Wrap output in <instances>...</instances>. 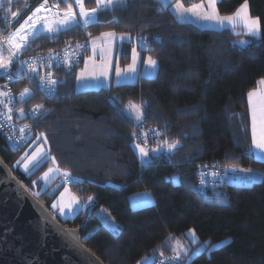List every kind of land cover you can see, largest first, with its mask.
<instances>
[{
	"label": "trees",
	"instance_id": "1",
	"mask_svg": "<svg viewBox=\"0 0 264 264\" xmlns=\"http://www.w3.org/2000/svg\"><path fill=\"white\" fill-rule=\"evenodd\" d=\"M200 1L180 0L186 7ZM244 2L217 0L216 7L229 16ZM247 2L250 15L259 18L261 35L247 36L244 45L237 41L243 34L230 28L179 21L170 4L160 0H125L100 8L92 23L28 40L24 54L88 42L106 31L129 33L148 43L138 47L158 64L155 76H139L132 83L77 91L76 76L89 50L75 64L51 70L57 81L53 94L39 89L36 74L27 79L14 63L9 67L16 94L27 86L32 90L20 105L43 108L23 119L31 126L23 149L9 148L0 133V155L49 207L54 195L41 188L40 175L53 163L70 174L72 190L89 203L62 222L81 224L93 206L81 236L107 264H138L152 253H173V239L186 237L190 229L208 245L229 239L211 253L192 256V264H264V160L251 149L247 101L248 92L264 79V0ZM84 6L96 8V0H84ZM22 9L12 24L25 13ZM12 24L0 18V33ZM132 47L133 42L120 47V66L130 62ZM133 104L140 107V119L127 112ZM37 138L46 149L41 163L23 170V153ZM134 140L164 150L142 163ZM172 143L176 147L165 150ZM211 165L259 175L247 184L230 179L202 192L198 174ZM142 191L151 192L154 202L132 207L130 195ZM101 208L116 222L114 229L103 222Z\"/></svg>",
	"mask_w": 264,
	"mask_h": 264
},
{
	"label": "water",
	"instance_id": "2",
	"mask_svg": "<svg viewBox=\"0 0 264 264\" xmlns=\"http://www.w3.org/2000/svg\"><path fill=\"white\" fill-rule=\"evenodd\" d=\"M92 212L65 225L0 155V264H107L82 240Z\"/></svg>",
	"mask_w": 264,
	"mask_h": 264
},
{
	"label": "built area",
	"instance_id": "3",
	"mask_svg": "<svg viewBox=\"0 0 264 264\" xmlns=\"http://www.w3.org/2000/svg\"><path fill=\"white\" fill-rule=\"evenodd\" d=\"M22 4L23 8H26L25 15L22 16L18 21L13 23L7 31L0 33V54L4 48L7 59L10 55L8 38L15 32L19 26L24 23L28 16L32 14L36 7L44 3V0H0V18L6 20V13L9 12L13 5ZM59 4V0H47L45 5V12L39 13L40 17L49 14H58V9L54 5ZM30 27L26 26L25 30L20 33V36L16 37L17 42L23 43V48L16 52L13 57L14 65L20 71L21 77H26L30 79L31 75H37V85L39 89L45 94H53L57 87V81L52 75V69L59 66H71L75 64L81 54L84 51L89 50V43L87 41H77L75 43H70L65 47L58 50L51 51H38L33 54H24L27 49V41H21L20 37L26 35ZM140 46H147L145 40H140L138 42ZM29 66L35 68V72L29 70ZM3 80H0V92H10V96H0V133L4 138L7 146L13 150H21L27 146L29 138L31 136V126L29 122L24 121L25 117L34 118L36 117L40 109L37 110V106L23 108L18 107L22 104L19 93H14V81L16 78L11 74L4 76ZM41 77H45L48 80H54L56 83L52 84H42ZM11 99V103L9 100ZM11 108L12 111L9 112L8 109ZM23 110V115L21 111ZM11 116V119L8 117ZM23 129V131H21ZM229 169L220 168L215 166H207L202 169L198 174L197 186L202 192L208 190H213L218 186L226 183L230 180ZM65 184H70L71 179L67 176L62 178ZM203 181V183H202ZM175 253H152L150 258L153 264H188L185 258L180 260L172 259Z\"/></svg>",
	"mask_w": 264,
	"mask_h": 264
},
{
	"label": "snow or ice",
	"instance_id": "4",
	"mask_svg": "<svg viewBox=\"0 0 264 264\" xmlns=\"http://www.w3.org/2000/svg\"><path fill=\"white\" fill-rule=\"evenodd\" d=\"M10 2V0H9ZM61 3L65 4L64 8V14L63 18L59 21H57L58 27L52 28L47 27L48 32L53 31H59L60 28H64L65 30L69 29L70 27L74 25H78L77 21V14L73 10V2L79 7V16L83 17V24L87 25L89 23H92L96 20V13L99 7H112L117 3H125V0H96L97 8H93L91 10H88L84 6V0H73V2H70V0H60ZM215 3L216 0H209V7L212 8L211 14H205L201 18L203 19H209V20H215L218 24L223 25L225 22L230 24L233 28H235L238 24H242L243 27L247 30V34L251 37H256L261 35V28H260V21L259 18H253L249 14L248 10V3L247 0H245V3L241 5L237 11L231 15V16H220L218 13V10L215 9ZM47 4V0H44V3L40 4L38 7L35 8V10L32 12L30 16L27 17V19L22 23L19 28L15 30V32L8 38V44H9V50L10 55L7 59L3 57L2 54H0V69L7 70L13 62V57L15 56L16 52L21 50L23 48V43L17 42L16 37L20 36V33L25 30L26 26L31 27L32 31L30 33H27L24 36L20 37L21 41H26L28 36H35L38 35L36 30L37 23L40 22L42 17L38 15V13L41 12L42 9H45V5ZM59 10V4L54 5ZM177 9L180 11V14L183 15L186 12H192L195 15H200V13L196 12L195 10L199 7H202V5H193L191 8H184L183 4L178 0ZM11 15L13 17H16L18 15L17 12H12ZM104 35L112 36L113 33H106ZM240 43H245V41H241ZM148 63L151 65H155L156 61L152 60L151 57L148 59ZM29 70L31 72H35V68H32L29 66ZM134 70L133 66H129V71ZM117 75H120L119 70H117ZM42 84H52L54 85L56 81L54 80H48L45 77H41ZM258 84L264 85V79H261L258 81ZM31 95V91L28 88H25L21 93V98H24L26 96ZM0 96H10V92H0ZM255 98V99H254ZM9 103H11V99L9 100ZM248 104L251 111V118H252V146L259 150L260 153L264 154V92L253 90L248 93ZM136 108L137 111V119L141 118L139 108L137 106H132ZM42 105H37V110L42 109ZM9 112L12 111L11 108L8 109ZM21 115H23V110L21 109ZM8 119H11V116L8 117ZM23 131V129H21ZM178 143V142H176ZM176 143L168 144L169 150L174 149L176 147ZM139 147V145H137ZM141 154L143 156H147L148 153L141 148L140 149ZM155 151V149H153ZM41 156V153L37 151L36 153H33L31 157L28 158V163L33 164V167L38 166L41 163V160L38 159V157ZM54 159V158H53ZM28 164H25V169L27 170ZM54 170L52 168H49L48 172L44 173V179L47 181L50 177L49 174L52 173ZM56 171H59L56 169ZM241 171H251V169H244ZM65 176H69V173H64ZM203 183V181H202ZM39 195V193H36ZM63 196V193L61 194ZM89 200L92 199V197H88ZM73 202H75V197H73ZM57 205L53 204V208H56ZM61 213H63V207H61ZM189 235L193 238V242L196 241L195 231L190 229ZM207 243V242H206ZM217 247V245H210L209 247L205 248L204 245H201L200 249H197V252H200L201 250L208 251L211 253L213 248ZM175 255L172 257V259L180 260L181 259V253H184V255H187L188 249L185 248L180 241H177V247L173 249ZM163 255V253H161ZM189 264H192V258L188 257ZM139 264V262H138Z\"/></svg>",
	"mask_w": 264,
	"mask_h": 264
},
{
	"label": "rangeland",
	"instance_id": "5",
	"mask_svg": "<svg viewBox=\"0 0 264 264\" xmlns=\"http://www.w3.org/2000/svg\"><path fill=\"white\" fill-rule=\"evenodd\" d=\"M196 5H202V7H199V8H197L195 10L196 12L200 13V15H195L192 12H186L183 15H181L180 14V11L179 10H176V14H177L178 20L179 21H184V20H189L190 21V20H192V18H194V19H196L197 21L201 22L202 24H204L206 26H212V28H220V29L231 26L227 22H225L223 25H221V24H218L215 20H209V19H203V18H201L203 15H205V14H211V12H212V8L209 7V0H204L202 2L200 1V4L198 2V4H196ZM22 8H23L22 7V4H20V3L19 4H16V6L14 5L12 7L13 12H17L18 14L21 11H22L21 13L24 12V9H22ZM248 8H249V6H248ZM11 10L9 12H4V13H6L5 15L7 17L6 19H7V23L8 24H12V22L14 21L13 19H16L18 17V15L16 17H13L11 15V13H12ZM44 12H45V10L42 9L41 10V13H44ZM63 14H64V11L61 12L59 15H50V16L42 19L37 24V26H36V30H37L38 35L41 34V33H43V34H53V33L58 32V31L48 32L46 29H47V27H52V28L58 27L57 21H59V20H61L63 18ZM24 15H25V13L22 14V16H24ZM229 16H231V15H229ZM251 17L256 18L254 16H251ZM77 21L79 22L78 16H77ZM195 24H197V23H195ZM197 25L200 26L199 24H197ZM63 29L64 28H62V27L60 28V30H63ZM31 31H32V29L30 28V30L27 33H30ZM35 36H37V35H35ZM35 36H28L27 40H29V39H31V38H33ZM96 37L97 36H94V37H92L88 41L89 46L91 45V43H93V44L95 43V41L97 39ZM140 40L141 39H139V38H135V45H137V47H138V42ZM243 41H245V43H240L241 42L240 41L239 44H246L248 42L246 40H243ZM97 48L93 49V51L96 50ZM2 49H3V53L6 55V52H5L4 48H2ZM5 55H3L4 58H5ZM118 65H119V63H118ZM107 66H110L109 63H105V62H102L100 60V61H97L94 64V70L95 69L97 70V67H100L101 71L104 72L106 70V67ZM86 69H92L93 70V68H90L89 64L87 65ZM4 71H6V70H4ZM25 88L30 89V91L32 93L31 88H29L28 86L25 87ZM13 89H14V93H16L15 88H13ZM23 90H21V92ZM17 93H19V91ZM19 97L21 98L20 95H19ZM26 97H28V96H26ZM132 106H137L139 108L140 115H141L140 107L138 105H136V104H133ZM18 107H21V105H19ZM22 107H23V105H22ZM131 107H128L127 108V112L129 114H131V115H132V112H133V116H135L137 118L136 108L135 107H132L131 108ZM23 108H28V107H23ZM132 109H134V111H132ZM38 141H39V138L35 139L27 147V149L24 151V153H23V156H24L23 157V162L20 164V168L21 169L26 170L25 169V164H28L27 170H29L33 166V164H29L28 163V158L31 157L33 155V153H36L37 151H39L41 153V156L38 157V159H42L41 157L43 156L44 151L46 149H45L44 143H42V142L41 143H38ZM137 145H139V147H137ZM133 146H134V148H135V150H136V152L138 154V157H139V159H140V161L142 163L148 162L149 160H151V156L152 155L158 154L162 150H164V146H159V145L149 146L146 143L141 142V141H137V140H134ZM141 148H143L148 153L147 156H143L141 154V151H140ZM153 149H155V151H153ZM251 149H252V147H251ZM165 150H169V148L166 147ZM49 168H52L54 171L49 174V177L50 178L46 181L44 179V173L48 172ZM56 169H58L59 171H56ZM229 172H230L229 173L230 174V177L232 176V182L233 183H237V184H247L248 182H251V180H254L255 179L253 177V175H255V177H257V175H259V174L254 173V172H249V171H236V170H230V169H229ZM64 173H65L64 171H62L61 169H59L57 167V165L53 163V164L49 165L47 167V169H45L42 172V174L40 175L41 188L43 190H45L48 194H53L54 195V199L52 200L51 205H50V210L61 221H64V220H67V219H72L77 213H79L81 210L85 209L87 207L88 203H89L88 201H85V202L81 201V199L72 190V187H71L70 184L63 183L62 178L65 176ZM67 177H69V176H67ZM62 193H63V196L61 195ZM141 193L142 192H140V194H136L137 196H134L132 198V200L130 201L131 202V205L133 207H138V206L140 207V206H145V205L150 204L149 203L150 201H148V200L147 201L146 200H144V201L141 200V198H143L141 196L143 194H141ZM145 193H147V195H150L152 197L151 200L153 199V195L151 194V192L146 191ZM73 197H75V202H73ZM53 204H56L57 207L56 208H53ZM61 207H63V213H61V210H60ZM99 213L101 215V218H102L103 222L107 226H109L112 229H114L116 227V222L110 216V214L107 212V210L105 208H101ZM192 230H194V229H192ZM195 236H196V241L193 242V238L189 235V230H188L187 231V234H186V237H183L182 236V237H177V238L173 239V243H172L173 249L177 247V241H180V243L185 248L188 249L187 255H184V253H181V257L182 258H186V261H189L188 260V257H191L192 258V256H194L195 254L198 253L197 252V249H200L201 248V245H204L205 248L207 246L208 247L210 246V245H208V242L207 241L200 242V237L198 236V234L196 233V231H195ZM228 240L229 239H226V240H223L221 242H218V243H215V244H212V245H217V247H218V246H220V245L225 244L226 242H228ZM193 247H194V250L192 251V248ZM150 262H151V258L149 256H147V257L143 258L139 262V264H149Z\"/></svg>",
	"mask_w": 264,
	"mask_h": 264
},
{
	"label": "crops",
	"instance_id": "6",
	"mask_svg": "<svg viewBox=\"0 0 264 264\" xmlns=\"http://www.w3.org/2000/svg\"><path fill=\"white\" fill-rule=\"evenodd\" d=\"M160 1L164 5L170 4L171 10L177 18L176 10H178V9H177L176 5H177L178 1H175L173 3H172L173 0H160ZM202 1H204V0H202ZM196 4H198V3H195L193 5H196ZM199 4H200V2H199ZM59 5H60V0H59ZM193 5H191L189 7H186L184 5L183 6H184V8H190ZM102 7L103 6L99 7L98 10ZM64 8L65 7H63V8L59 7L58 14H49V15L43 16L42 19H44L50 15H59L61 12H63ZM215 9H217L216 3H215ZM73 10L76 12V14L79 18V23L81 25H84L83 24V17L79 16V7L74 2H73ZM88 10H91V9H88ZM11 11L13 12V9ZM249 14H250V12H249ZM220 16H222V15H220ZM184 21L197 23L200 25V27H203V28H210V27L212 28V26H206L194 18H192V20H190V21L189 20H184ZM226 28H230L235 33L243 34V36L238 38V40H237L238 43L240 41H243V40L248 41L247 36H249V35L247 34V30L243 27L242 24H238L235 28H233L232 26L226 27ZM214 29H220V28H214ZM103 33L104 34L113 33L114 35L108 36V35H104ZM103 33L100 35H97V37H96L97 39H96L94 44L91 43V45L89 47V53L87 54V56L84 59L83 66L79 69V71L77 73L76 83H75V89L77 91L88 90V89H97L100 87L110 86L112 84L132 83V82H135L139 76L153 77L156 75L157 69H158V64H157L156 59L153 58L149 53L144 54L137 47V45H135V38L133 39L129 33H117V32H113V31H106ZM256 37H258V36H256ZM132 42H133V47H132V51H131L130 62L125 67H122V66L118 65L120 47L125 43H132ZM240 45H244V44H240ZM95 48H97V49L93 51V49H95ZM2 55H5L3 53V51H2ZM149 57H151L152 60L156 61V64L154 66L148 63ZM100 60L102 62L109 63V65H110V66L106 67V70L104 72L101 71L100 67H97V70L96 69L94 70V64ZM88 64H89L90 68H93V70L92 69H86ZM130 65L133 66L134 70L129 71ZM117 70H119L120 75H117ZM253 90L264 92V85L258 84V86ZM253 90H251V91H253ZM247 101H248V94H247ZM248 108H249V104H248ZM249 114H250V121H251V139H252V118H251L250 108H249ZM252 151H253V154L256 158L264 160V154L260 153L259 150H257L253 146H252ZM230 179H232V176ZM145 192L146 191H142L141 194H143V195H141V196L143 198H141V200L142 201L148 200V201H150L149 203L152 204L154 202V198L151 200L152 197L150 195H147V193H145ZM136 194H140V192L131 194L130 195V201L132 200V198L134 196H137ZM140 207H142V206H140ZM134 208H139V206L134 207Z\"/></svg>",
	"mask_w": 264,
	"mask_h": 264
}]
</instances>
